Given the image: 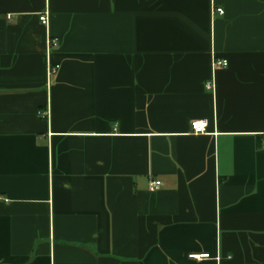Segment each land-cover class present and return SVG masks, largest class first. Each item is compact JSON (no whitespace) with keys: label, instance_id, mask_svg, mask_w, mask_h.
<instances>
[{"label":"crops","instance_id":"obj_1","mask_svg":"<svg viewBox=\"0 0 264 264\" xmlns=\"http://www.w3.org/2000/svg\"><path fill=\"white\" fill-rule=\"evenodd\" d=\"M263 139L264 0H0V264H264Z\"/></svg>","mask_w":264,"mask_h":264},{"label":"built area","instance_id":"obj_2","mask_svg":"<svg viewBox=\"0 0 264 264\" xmlns=\"http://www.w3.org/2000/svg\"><path fill=\"white\" fill-rule=\"evenodd\" d=\"M215 11H217L219 14L223 13V9L219 8V7H216ZM38 19L41 22V24H43L45 26L47 25L46 13L39 14ZM57 43H58V40L56 38L48 37L47 45L49 47L50 46H55V45H57ZM226 65H227V60L226 59H214L213 60V66H222V67H224ZM57 68H58V65H54L53 67H50V71H54ZM206 87L210 88L211 87V83L206 82ZM43 115H45V112L43 113ZM190 128H191L192 133H194V134L207 133V131H208L207 130V120L206 119H195V120H192L190 122ZM261 147L264 148V139L261 141ZM161 184L162 183H161L160 180L151 179L148 182V188H149V190L153 191V190L158 189L161 186ZM189 257H191V258H207V257H209V254L208 253H199V254L191 253L189 255Z\"/></svg>","mask_w":264,"mask_h":264}]
</instances>
